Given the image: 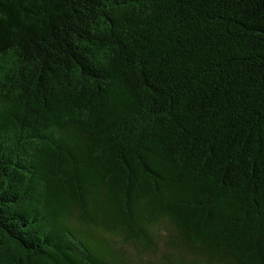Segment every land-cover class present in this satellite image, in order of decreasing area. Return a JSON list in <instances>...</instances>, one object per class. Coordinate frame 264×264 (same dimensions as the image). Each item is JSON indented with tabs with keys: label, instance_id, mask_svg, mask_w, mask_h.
<instances>
[{
	"label": "trees",
	"instance_id": "obj_1",
	"mask_svg": "<svg viewBox=\"0 0 264 264\" xmlns=\"http://www.w3.org/2000/svg\"><path fill=\"white\" fill-rule=\"evenodd\" d=\"M125 253L264 264V0H0V264Z\"/></svg>",
	"mask_w": 264,
	"mask_h": 264
},
{
	"label": "rangeland",
	"instance_id": "obj_2",
	"mask_svg": "<svg viewBox=\"0 0 264 264\" xmlns=\"http://www.w3.org/2000/svg\"><path fill=\"white\" fill-rule=\"evenodd\" d=\"M166 229V228H165ZM160 234L162 235V239H159L158 242H157V246H156V250H155V253L153 254V256H150L149 254H146V253H142V257L145 261H152L154 263H158L159 262V259H160V256H163V252L166 251L165 249V242H166V235L168 234L167 230H164V229H160ZM130 246L131 248H133L132 245H128ZM125 248V247H124ZM134 249V248H133ZM129 251H132L134 252L135 254L138 253L137 251L135 250H132V249H127ZM125 257L128 258V260L130 261V263H134L133 261H136L137 262V259L135 257H132L131 256V253H125ZM140 264L141 262H137V264Z\"/></svg>",
	"mask_w": 264,
	"mask_h": 264
}]
</instances>
